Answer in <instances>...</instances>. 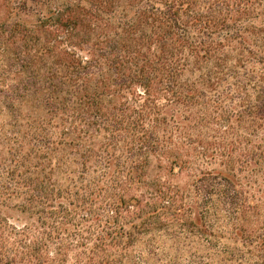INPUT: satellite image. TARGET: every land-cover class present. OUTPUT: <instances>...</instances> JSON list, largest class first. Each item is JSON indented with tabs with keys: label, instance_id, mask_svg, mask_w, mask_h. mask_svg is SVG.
Here are the masks:
<instances>
[{
	"label": "trees",
	"instance_id": "16d2710c",
	"mask_svg": "<svg viewBox=\"0 0 264 264\" xmlns=\"http://www.w3.org/2000/svg\"><path fill=\"white\" fill-rule=\"evenodd\" d=\"M0 105V264H144L175 169L264 264V0H0Z\"/></svg>",
	"mask_w": 264,
	"mask_h": 264
},
{
	"label": "rangeland",
	"instance_id": "374dc122",
	"mask_svg": "<svg viewBox=\"0 0 264 264\" xmlns=\"http://www.w3.org/2000/svg\"><path fill=\"white\" fill-rule=\"evenodd\" d=\"M8 123L6 114L2 111L0 105V169L3 170L9 166L8 147L5 140L1 138L2 129ZM5 165H7L5 167ZM175 176L171 184L179 189L178 218L168 219L164 232L161 236L142 235L139 237L133 248L132 256L140 254L146 258V262L151 264H229L228 254L225 252V244L228 240V230L224 226L223 217H219V222L211 221L209 224L205 221L203 225L196 220V199L193 192V181L196 176V170L193 172L174 170ZM194 213V214H193ZM194 215V216H193ZM10 216H13L10 213ZM213 234L221 239V242L215 246H207L205 239H201L198 232ZM205 236V235H201ZM227 239V240H225ZM229 247V246H228ZM149 264V263H148Z\"/></svg>",
	"mask_w": 264,
	"mask_h": 264
}]
</instances>
